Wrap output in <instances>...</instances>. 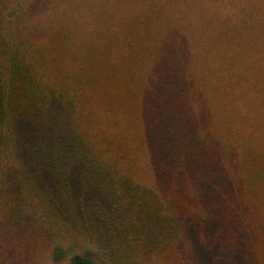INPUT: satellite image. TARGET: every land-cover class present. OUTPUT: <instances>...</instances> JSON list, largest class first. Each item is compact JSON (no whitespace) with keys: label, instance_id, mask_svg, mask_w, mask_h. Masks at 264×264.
<instances>
[{"label":"trees","instance_id":"16d2710c","mask_svg":"<svg viewBox=\"0 0 264 264\" xmlns=\"http://www.w3.org/2000/svg\"><path fill=\"white\" fill-rule=\"evenodd\" d=\"M0 264H264V0H0Z\"/></svg>","mask_w":264,"mask_h":264},{"label":"rangeland","instance_id":"374dc122","mask_svg":"<svg viewBox=\"0 0 264 264\" xmlns=\"http://www.w3.org/2000/svg\"><path fill=\"white\" fill-rule=\"evenodd\" d=\"M251 102V100H249L248 98L247 99H245V100H241L240 101V104H241V106H242V110L244 111V112H246V105H248L249 103ZM237 106H238V104H237Z\"/></svg>","mask_w":264,"mask_h":264}]
</instances>
